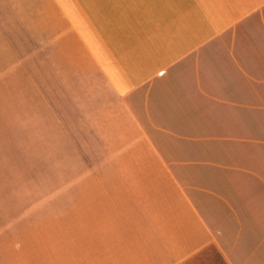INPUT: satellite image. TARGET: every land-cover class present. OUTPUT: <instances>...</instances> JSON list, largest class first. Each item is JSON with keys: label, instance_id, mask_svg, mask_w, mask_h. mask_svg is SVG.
<instances>
[{"label": "crops", "instance_id": "crops-1", "mask_svg": "<svg viewBox=\"0 0 264 264\" xmlns=\"http://www.w3.org/2000/svg\"><path fill=\"white\" fill-rule=\"evenodd\" d=\"M261 98L264 0H0V120L89 162L41 204L49 264H264V172L194 188L172 148L219 144Z\"/></svg>", "mask_w": 264, "mask_h": 264}, {"label": "rangeland", "instance_id": "rangeland-1", "mask_svg": "<svg viewBox=\"0 0 264 264\" xmlns=\"http://www.w3.org/2000/svg\"><path fill=\"white\" fill-rule=\"evenodd\" d=\"M259 101L264 103V98ZM9 118L7 114L0 120V264H49L42 251V238L34 231L42 213L49 212L41 204L56 202L58 195L63 201H73L72 190L66 188L84 184L77 177L89 162L83 161L82 166V160L78 164L69 161L68 147L66 153L60 152L58 161L53 147L25 145L26 140L21 139L24 131L11 130ZM235 118L236 127L223 131L219 144L208 149L179 144L172 147L178 154L189 156L186 164L194 177L183 179L185 184L187 181L194 188L205 189L223 184L224 172H264V111L258 108L254 114H237ZM43 151L48 152V161L42 160ZM207 153L219 160L206 161L203 154ZM220 172L223 177L213 176Z\"/></svg>", "mask_w": 264, "mask_h": 264}]
</instances>
